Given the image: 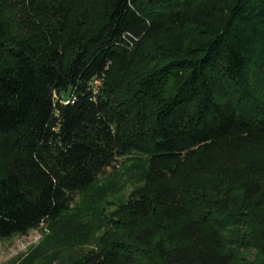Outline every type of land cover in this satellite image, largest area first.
<instances>
[{
	"label": "trees",
	"instance_id": "trees-1",
	"mask_svg": "<svg viewBox=\"0 0 264 264\" xmlns=\"http://www.w3.org/2000/svg\"><path fill=\"white\" fill-rule=\"evenodd\" d=\"M249 207L264 240V0H0V236L50 232L20 264H234Z\"/></svg>",
	"mask_w": 264,
	"mask_h": 264
},
{
	"label": "rangeland",
	"instance_id": "rangeland-1",
	"mask_svg": "<svg viewBox=\"0 0 264 264\" xmlns=\"http://www.w3.org/2000/svg\"><path fill=\"white\" fill-rule=\"evenodd\" d=\"M125 163L126 162L123 157L119 158L114 166L107 168L105 175H107L111 170L115 172H122L125 169L124 166L126 164H131L130 161L126 164ZM220 175L222 174L220 173ZM207 177L215 182V177L213 175H207L206 173L193 176L191 181L196 184H200L199 182H201L202 184V192L200 193L198 202H201L204 206H215L216 201L222 198L224 188L222 189L221 187L219 189H215L217 188L216 186L211 187L212 185L210 186L207 182ZM125 178L126 175L123 176L121 181L125 180ZM221 181L222 183L220 186L225 187V182L223 180ZM138 182L128 181L124 189L115 194L110 193L106 199V213L117 217V211H119L118 208L120 207V204L125 201L135 184H138ZM258 212V209L249 207L247 209V215L241 221L240 226H236L233 229L235 232L240 230L241 234H244L246 235V238H249L248 242H245L246 238L244 237L234 241L235 243L233 244V249L237 251L238 255V259L234 264H264V240H260L259 237L253 235L254 230L256 233H259L263 225ZM119 222L120 224L115 225L109 233L107 232V234L112 235L114 238L120 239L125 237L124 239L132 241V237L124 235L132 232V230L137 227L131 225L132 223L126 213H121V215H119ZM101 233L105 234V232ZM49 234L50 232L46 224H42L40 227L31 228L28 233H15L11 236L4 237L0 236V264H20L22 258L26 256V254H28L34 246L45 241ZM258 239L259 241H257ZM139 254L137 256V264H161L159 257H157L155 253L147 255L142 251V253ZM35 264L43 263L38 260Z\"/></svg>",
	"mask_w": 264,
	"mask_h": 264
}]
</instances>
